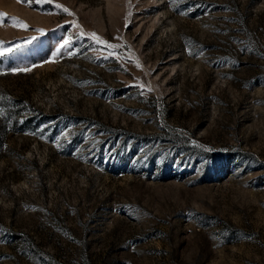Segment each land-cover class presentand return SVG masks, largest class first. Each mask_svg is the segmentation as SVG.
<instances>
[{
  "label": "rangeland",
  "instance_id": "374dc122",
  "mask_svg": "<svg viewBox=\"0 0 264 264\" xmlns=\"http://www.w3.org/2000/svg\"><path fill=\"white\" fill-rule=\"evenodd\" d=\"M0 13V264H264V0Z\"/></svg>",
  "mask_w": 264,
  "mask_h": 264
},
{
  "label": "snow or ice",
  "instance_id": "6c2138e0",
  "mask_svg": "<svg viewBox=\"0 0 264 264\" xmlns=\"http://www.w3.org/2000/svg\"><path fill=\"white\" fill-rule=\"evenodd\" d=\"M58 7H59V5H58ZM64 11H67V9H64ZM5 15L6 14H4V13H0V20H2L5 17ZM13 19H16V18H13ZM13 26H23V27H27L26 25H23L22 22H17V24H14ZM0 55H3V52H0ZM24 70H28V69H24Z\"/></svg>",
  "mask_w": 264,
  "mask_h": 264
}]
</instances>
